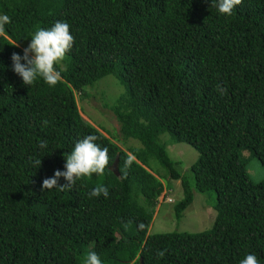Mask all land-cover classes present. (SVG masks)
Segmentation results:
<instances>
[{"label": "trees", "instance_id": "1", "mask_svg": "<svg viewBox=\"0 0 264 264\" xmlns=\"http://www.w3.org/2000/svg\"><path fill=\"white\" fill-rule=\"evenodd\" d=\"M0 14L11 18L0 35V264H83L90 250L103 264H239L249 253L264 264V0H242L230 16L211 0H0ZM56 21L75 41L61 82L24 85L11 56ZM106 75L125 87L111 106L119 134L140 146L120 148L79 111L75 93L87 97ZM89 134L109 149L104 174L42 191ZM171 142L197 151L189 170L170 157ZM245 148L263 168L260 180ZM174 180L183 195L176 219L194 191L215 193L210 228L148 233ZM98 184L107 198L89 197Z\"/></svg>", "mask_w": 264, "mask_h": 264}, {"label": "clouds", "instance_id": "2", "mask_svg": "<svg viewBox=\"0 0 264 264\" xmlns=\"http://www.w3.org/2000/svg\"><path fill=\"white\" fill-rule=\"evenodd\" d=\"M241 3L242 0H211V6L215 7L220 14L228 16L232 15L234 8ZM10 23L11 18L7 14H0V35L5 34V26ZM74 42L70 25L66 22L56 21L49 28H37L31 36L30 44L24 48L23 55L15 52L12 54L13 71L22 78L24 85L33 86L40 78L49 87H55L61 82L62 71L66 70L62 62L72 49ZM14 46L18 47L19 45ZM221 92L226 94V90H221ZM43 124L47 126L49 121L44 120ZM98 139V136L89 134L77 140L73 150L65 156L64 168L66 170H56L52 177L45 178L42 183V191L71 190L77 181L84 177H92L93 174L102 176L111 162V157L108 147L98 144ZM38 146L40 149H45L48 146V141L41 140ZM133 159L132 156L127 157L126 168L131 167ZM34 164L38 168L41 165V159H36ZM61 177L67 181L66 184H59ZM88 195L90 198L100 196L107 198L109 188L98 184ZM165 254L166 250H159L157 257L163 258ZM83 264H103V261L95 250H90ZM239 264H260V262L255 254L249 253L240 260Z\"/></svg>", "mask_w": 264, "mask_h": 264}, {"label": "rangeland", "instance_id": "3", "mask_svg": "<svg viewBox=\"0 0 264 264\" xmlns=\"http://www.w3.org/2000/svg\"><path fill=\"white\" fill-rule=\"evenodd\" d=\"M85 91L88 93L85 98H82L80 93H75L79 111L85 120L111 137L122 149H126L128 146L141 145L138 140L132 138L123 141L121 134H119L118 123L111 106L124 93L125 87L113 75L102 77L93 86H87ZM167 138V135L163 136V139ZM167 150L182 172L189 170L191 164L198 157L197 151L183 142H171L167 145ZM241 156L246 160L247 170L252 179L260 180L263 177L261 164L254 159L248 160L251 154L246 148L241 150ZM151 165L156 169H162L155 160L152 161ZM182 196L179 181H172L170 188L164 187L158 198L157 207L148 229L149 234L174 230L199 232L212 226L216 214L213 208L215 193L213 191H194L192 203L183 211L181 218L176 219L173 204Z\"/></svg>", "mask_w": 264, "mask_h": 264}, {"label": "water", "instance_id": "4", "mask_svg": "<svg viewBox=\"0 0 264 264\" xmlns=\"http://www.w3.org/2000/svg\"><path fill=\"white\" fill-rule=\"evenodd\" d=\"M117 162H118V158L115 159L113 165L111 166V169L114 173L118 174V170H117Z\"/></svg>", "mask_w": 264, "mask_h": 264}]
</instances>
